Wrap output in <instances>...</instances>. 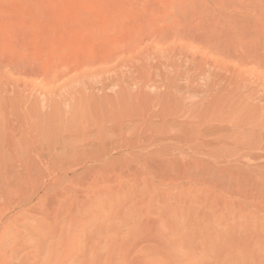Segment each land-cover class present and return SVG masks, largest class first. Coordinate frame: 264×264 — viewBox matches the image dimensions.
Wrapping results in <instances>:
<instances>
[{"label":"rangeland","instance_id":"374dc122","mask_svg":"<svg viewBox=\"0 0 264 264\" xmlns=\"http://www.w3.org/2000/svg\"><path fill=\"white\" fill-rule=\"evenodd\" d=\"M10 49L19 106L90 129L0 207V264H264V0H0Z\"/></svg>","mask_w":264,"mask_h":264},{"label":"bare ground","instance_id":"6f19581e","mask_svg":"<svg viewBox=\"0 0 264 264\" xmlns=\"http://www.w3.org/2000/svg\"><path fill=\"white\" fill-rule=\"evenodd\" d=\"M16 60L17 59L13 49L8 50V54L4 58H0V207H6L10 204L12 198L14 197L13 195H15L16 190L19 187V181L23 180V176H25V174H29L31 162H34L35 160L41 165L40 167L42 170L45 171L47 169L45 166L49 163L50 158L53 155V160L56 161L55 164L58 162L56 167L60 170V163L63 158V154L60 152L55 153V151L57 148L59 149V147L66 144L64 141L66 134H75L78 129L85 131L89 128L85 124V121H80L79 126L75 125V123L67 124L66 122H68V120L64 115L65 107L63 104L65 99L60 95L61 92L59 91L56 93L57 97L55 98V95H50L51 92L48 94L46 91L41 90L40 85L38 84H31L25 81L22 83V92H27V95L22 97H25V100L27 101V98L30 96L35 98V100L37 99V101L32 102L30 107L19 106L20 97L18 93L20 89L18 88V78L15 76V73L18 72V63ZM37 61L40 60H37L36 58L31 60L28 58L23 59L22 63L33 67L38 65L34 64ZM60 61H62L61 58L58 62ZM121 63H119V65H123V61ZM146 72V74H140L139 79H149L150 71ZM41 73L46 77L48 80L47 82H49L52 80L51 77L54 78L59 76L63 73V71L55 69L52 74H49L47 70H44L41 71ZM97 73H95V75ZM82 76H84V74ZM161 77L163 78V75ZM39 90L43 92L41 98H37V95H34V92ZM53 92L55 93L56 91ZM136 97L138 98V96H135V98ZM174 103L176 105V102ZM22 105H25V101L22 102ZM141 118L142 117H140V119ZM99 119L101 120V118ZM103 124L104 123L100 125ZM155 151L157 152V150ZM160 154L161 153H159V155ZM15 219V217H11V220H7L6 222H14ZM0 224L5 227L4 223L2 224L1 218ZM1 235L2 234L0 233V243L3 240V235Z\"/></svg>","mask_w":264,"mask_h":264}]
</instances>
